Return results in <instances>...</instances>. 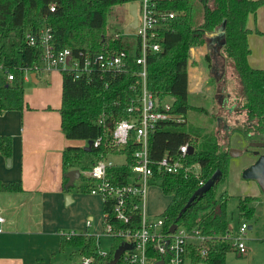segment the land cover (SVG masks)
Wrapping results in <instances>:
<instances>
[{
  "label": "trees",
  "instance_id": "1",
  "mask_svg": "<svg viewBox=\"0 0 264 264\" xmlns=\"http://www.w3.org/2000/svg\"><path fill=\"white\" fill-rule=\"evenodd\" d=\"M138 0H0V57L13 79L8 80L0 73V112L23 107L24 70L38 61L43 46L38 42L29 45L27 33L38 34L43 27L50 28L52 51L69 48L74 57L101 52L124 50L126 65L119 70H94L79 73L63 69L60 127L64 136L75 140L101 138L98 147L85 150L84 146H67L62 153L65 169L80 164L85 155L91 162L99 158L123 156L124 160L108 169V177L115 184L129 181L131 167L136 163L133 152L138 144L135 131L129 132L126 143L109 144L110 134L122 119L136 115L128 107L138 105L141 95V78L137 74L139 65L135 61L138 49L132 48L128 39L115 38L107 33V16L117 4ZM200 15L194 14L190 0H161L164 8L174 16L156 30L159 50L146 56V88L158 100L172 99L170 114L182 120L165 119L156 122L148 133V156L154 162L149 177L151 185L158 186L171 199L165 210L163 231L168 233L172 224L184 225L188 231L199 230L210 239L204 244H188L186 255L191 264H225V256L235 249L222 236L231 229L226 210L228 194L218 189L228 175L229 138L240 133L249 143L264 141V68H255L248 63L250 52L246 28L248 14L254 13L263 0H197ZM53 4V10L50 5ZM198 18V19H196ZM223 27L218 40V50L223 56V66L234 71L238 85L231 83L227 75L219 78L221 113L209 116L210 124L197 127L187 125L188 111L209 112L187 101V61L192 49L204 43L205 35ZM221 58V57H220ZM222 59V58H221ZM221 59L216 61L219 69ZM207 66L211 65L209 54L205 55ZM228 72V71H227ZM225 72V73H227ZM230 83V84H229ZM102 119V121H100ZM193 148L186 154L183 166L196 165L197 174H185L183 169L175 173L166 172L157 166L163 156L176 157L181 144ZM0 154L9 158L11 138L0 136ZM218 173L212 186L188 204L191 195L214 173ZM79 190L89 192L92 180L80 176ZM67 179L65 178V182ZM70 191L71 187H64ZM20 182L0 183V191H21ZM238 224L254 215L251 202L255 197H237ZM112 200L102 202V214L112 225L137 227L140 223L139 210H131L126 223L117 222L112 212ZM120 241V240H119ZM112 249V253L119 245ZM68 246H78L82 253L91 254L96 248L94 234H75L61 237L59 251ZM204 248V253L201 249ZM182 264H185L182 263Z\"/></svg>",
  "mask_w": 264,
  "mask_h": 264
},
{
  "label": "crops",
  "instance_id": "2",
  "mask_svg": "<svg viewBox=\"0 0 264 264\" xmlns=\"http://www.w3.org/2000/svg\"><path fill=\"white\" fill-rule=\"evenodd\" d=\"M246 28L250 49L248 63L264 68V0L254 13L248 14ZM214 35H205L204 43L192 49L187 65V101L190 95L194 96L192 102H197L196 105L210 114L215 113L213 94L220 87L219 78L227 75L223 68L219 73L215 69L216 61L222 58L223 63L224 59L217 48L220 38ZM206 54L211 58L210 67L205 60ZM220 65L223 67L218 63ZM36 79V82H26L29 84L23 88L21 109L0 112V136L11 138L9 164L8 158L0 154V183L20 182L22 186L21 191H0V215L4 219L0 232V264H56L54 251L64 252L59 251V246L65 229L75 234L89 233L90 214L93 211L102 213V197L80 191L79 184L75 187V180L73 186H69L70 191L64 190L65 173L77 168V164L65 169L63 150L70 145L84 146L86 141L68 139L61 131V71L54 69L47 74H36ZM229 144L230 149L239 152L229 156L228 191H225L229 197L252 196L255 199L251 202L254 215L246 220L250 230L246 239L247 253L241 255L236 249L229 251L225 264H237L236 259L241 256H246L249 264H264V188L256 180L244 181L242 177L243 169L264 154V147H251L238 132L230 135ZM117 157L123 161L122 156L114 158ZM83 160L81 169L78 168L80 176L91 163V156L85 155ZM155 188L159 187L151 185L148 189L145 204L146 217L150 221L161 212L150 201L149 195L153 192H149ZM222 189L226 188L222 186ZM160 191L169 203L171 196ZM86 221H90V225H86ZM237 226L232 225L230 231L236 232Z\"/></svg>",
  "mask_w": 264,
  "mask_h": 264
},
{
  "label": "built area",
  "instance_id": "3",
  "mask_svg": "<svg viewBox=\"0 0 264 264\" xmlns=\"http://www.w3.org/2000/svg\"><path fill=\"white\" fill-rule=\"evenodd\" d=\"M137 24L135 27H128L125 31L115 33L114 37H123L130 41L132 48L138 49V55L134 58L139 65L137 74L141 78V95L138 97V105L128 107V111H137L136 115L120 120L113 128L109 144L121 145L126 143L129 132L134 130L135 141L138 144L133 152L136 163L131 167L129 181L123 184L112 182L107 173L108 169L115 164L111 157L99 158L92 161L88 167L81 171V175L92 180L89 193L97 194L102 200H112V212L117 222L126 223L130 219V212L133 209L141 213L140 223L137 227H123L112 225L107 221L108 214H102L101 235L112 237L121 242L132 243L131 249L124 250L113 264H153L159 259H163V264H182L188 260L186 255L188 244H204L210 238L202 235L199 230L188 231L184 225L176 224L173 232L163 231L164 216L157 215L155 220H148L145 213L147 192L151 183L149 177L152 174V164L154 162L148 156V133L154 128L159 120L175 119L182 120L179 116L170 114L172 99L166 97L162 100L155 98L146 88V56L150 52L159 50L158 35L156 30L161 28L164 22L174 16L173 11L164 8L161 0H138ZM53 4L50 9L53 10ZM132 29V31L130 30ZM50 28L43 27L38 34L27 33L25 40L29 45L37 42L43 46V53L31 67L24 70L22 77L23 87L26 82H30V73L47 74L58 70H72L79 73L88 74L94 70L111 71L119 70L126 65L127 54L124 50L116 52H101L90 55H83L81 58L74 57L69 48L52 51L50 45ZM0 73L8 80L13 79V73L9 71L3 59L0 57ZM102 121V119L100 120ZM101 138L92 141V147H98ZM188 144H181L176 157L163 156L157 161V166L170 173H175L183 169L185 174H197V166H183V160L188 154ZM123 157V156H122ZM124 160V158H123ZM122 162V161H121ZM200 186L204 182L200 181ZM3 217L0 215V232L2 231ZM90 225V221H86ZM248 224L246 220L241 221L236 232H226L222 238L231 242L241 255L247 253L246 232ZM75 235L74 232L64 233L66 238ZM99 237L96 235V243ZM204 248L201 252L204 253ZM113 257L110 252L97 247L91 254L80 253L74 264H103Z\"/></svg>",
  "mask_w": 264,
  "mask_h": 264
},
{
  "label": "rangeland",
  "instance_id": "4",
  "mask_svg": "<svg viewBox=\"0 0 264 264\" xmlns=\"http://www.w3.org/2000/svg\"><path fill=\"white\" fill-rule=\"evenodd\" d=\"M190 2H191V4H193L194 14L196 16H199L201 8L198 5L197 0H190ZM130 19H131V17L129 15L127 3L114 5L110 9L109 14L107 16V33L112 34L116 30L123 31L124 27L128 24ZM196 19H198V18H196ZM130 30L132 31V29H130ZM196 47H198V46H196ZM196 47H194L193 49H195ZM189 59H188V61H189ZM188 61H187V65H188ZM221 63L222 62H220V64ZM222 68L225 70V72L228 71L227 72V78L229 79V81L231 83L238 85V87H239L238 80L235 78L236 77L235 72L233 70L229 71V69L228 70L226 69L227 67H224V66L221 67V65H220V68L217 69V72L219 73V71H221ZM220 79H221V77H220ZM26 84L28 85L29 83H25L24 87L27 86ZM220 91H221V89L218 88V90L215 91L213 94L214 100H215V113H214L215 115H218L221 113L220 112L221 109H220V105H219L221 102H220V99L218 96ZM192 100H195L194 96L190 95L188 98V104L193 105L195 107H199L198 105H196L197 102L193 103ZM204 107L209 108V106H207V105H205ZM209 116H211L210 113L205 114V113H200V112H197L195 110L190 109L187 113V119H188L187 125L192 126V127L200 126L203 123L208 125V124H210V121H211V120H209ZM262 137H264V136H262ZM229 140H230V138H229ZM245 153L246 152H244L243 154H245ZM110 157L117 162L122 161V158H120V157H117V158H114L115 156H110ZM83 162H84V160H82L80 164H77L76 165L77 168L81 169ZM227 179H228V175L226 176L225 181L219 185L218 189L220 191L221 190L224 192L228 191L227 190L228 189L227 188V186H228V182H227L228 180ZM244 181H249V180L246 179ZM80 182H81V178L76 179L75 180V187L78 184H80ZM222 186L226 189H222ZM151 190H153V191L149 192V193L153 192L152 194L149 195L151 203L152 204L155 203V205L158 206V209L161 210V212H163L165 210V208L167 207L168 199L165 196L163 197L159 188H155V189H151ZM236 208H237V199L235 197H229L227 200V203H226V210H227V213L230 217L231 226L238 224L239 219L237 216ZM161 212H159V213L161 214ZM90 215L92 216V219L90 220L91 225L87 228V231L89 233L96 234L99 237L97 239V243H96L97 247L101 248L102 250L110 252L114 248V246L116 245L117 241H119V240L113 239L112 237L100 234L101 230H102V213L100 211H93ZM157 215H159V214L158 213L155 214L152 217V219L155 220L157 218ZM66 231H68L67 229H65V233H68ZM249 231L250 230L247 229L246 239H248L249 235H247V233H249ZM51 240L54 241V239H51ZM53 246H54V244H53ZM54 252H55L54 253L55 258L53 257V259H54V261H56V264H60L59 262H61V264H74L77 260V257L81 253V249L78 246H68L64 249L63 253H59L57 250ZM245 258H246V256H241L240 258L236 259L237 262L236 261L235 262L237 264H249L247 261H245ZM225 259H226V256H225ZM185 264H191V263H189V261L187 260V261H185ZM195 264H204V263L200 262V263H195Z\"/></svg>",
  "mask_w": 264,
  "mask_h": 264
},
{
  "label": "water",
  "instance_id": "5",
  "mask_svg": "<svg viewBox=\"0 0 264 264\" xmlns=\"http://www.w3.org/2000/svg\"><path fill=\"white\" fill-rule=\"evenodd\" d=\"M128 11H129V15H130L131 19L128 22V24L124 27L125 31L128 29V27H135L137 24V18L138 17H137V9H136V3L135 2H131L128 4ZM222 33H223V27H221L218 32L211 33L210 35L215 34L214 36H216L219 39ZM30 77H31L32 82L37 81L36 74L34 72L30 73ZM91 145H92V140H87L86 146L84 147V149L90 150ZM249 145L251 147H264V141H251V142H249ZM192 152H193V148L189 147L188 153H192ZM238 152H239L238 150H234V149L229 150V154H231V155L234 153H238ZM9 161H10V159L8 158L7 164H9ZM217 175H218L217 172L214 173V175L210 179H208L206 182H204V184L202 186L197 188V190L189 198L188 204L193 202L196 198L201 196L203 194V192H205L210 186H212ZM65 176L67 178V182H66L65 186L66 187L73 186L74 180H76L80 176V170L78 168L69 169L65 173ZM242 177L245 179H254L261 185V187L264 188V154H260L252 164H250L249 166H247L246 168L243 169ZM67 198H68V196H67ZM175 227H176V224L174 223L169 227L168 231L173 232ZM132 247H133L132 243L121 242L117 246V248L114 250L112 259L106 263H103V264H113L114 262H116V260L119 258V256L121 255V253L124 250L131 249ZM153 264H163V259H159V260L155 261Z\"/></svg>",
  "mask_w": 264,
  "mask_h": 264
}]
</instances>
